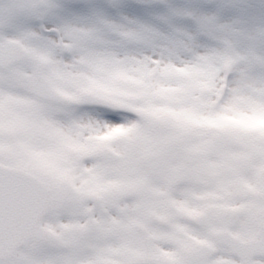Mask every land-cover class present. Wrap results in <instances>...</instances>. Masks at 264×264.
Masks as SVG:
<instances>
[{
    "label": "snow or ice",
    "instance_id": "obj_1",
    "mask_svg": "<svg viewBox=\"0 0 264 264\" xmlns=\"http://www.w3.org/2000/svg\"><path fill=\"white\" fill-rule=\"evenodd\" d=\"M0 264H264V0H0Z\"/></svg>",
    "mask_w": 264,
    "mask_h": 264
}]
</instances>
